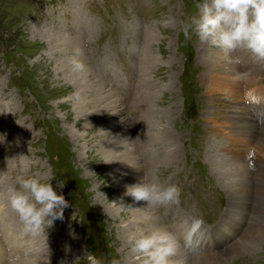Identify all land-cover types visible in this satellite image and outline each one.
I'll use <instances>...</instances> for the list:
<instances>
[{"label": "rangeland", "instance_id": "1", "mask_svg": "<svg viewBox=\"0 0 264 264\" xmlns=\"http://www.w3.org/2000/svg\"><path fill=\"white\" fill-rule=\"evenodd\" d=\"M201 2L0 0V193L17 175L37 174L69 202L46 235L31 234L0 194V264H73L85 252L141 264L128 242L137 229H127V177L134 161L173 159L175 146L176 167L152 174L181 187L180 203L151 210L150 225L158 219L179 237L194 220L204 241L197 251L177 246L176 264H264V134L239 160L225 153L230 137L246 136L231 117L239 107L261 105L264 123V63L242 50L225 58L195 36L185 42L180 22ZM76 49L82 73L70 64ZM212 63L232 69L235 86ZM107 94L123 105L116 117ZM139 122L164 132L154 140L137 131ZM121 127L134 133L132 143L115 136Z\"/></svg>", "mask_w": 264, "mask_h": 264}, {"label": "clouds", "instance_id": "2", "mask_svg": "<svg viewBox=\"0 0 264 264\" xmlns=\"http://www.w3.org/2000/svg\"><path fill=\"white\" fill-rule=\"evenodd\" d=\"M195 7L196 14L188 15L180 22L185 42L195 36L200 42L220 49L225 58L242 50L248 52L254 62L264 63V0H202ZM80 55V50L76 49L70 58L73 72L85 71V64L78 58ZM249 75L242 72L238 78L247 79ZM50 181L45 176L22 173L4 193H0L6 195L26 233L43 232L46 235L56 220L64 219L69 202L63 194H57ZM181 193V187L170 180L161 181L156 175L151 178L144 175L139 182L127 185L124 195L136 202L146 201L148 207L155 208L169 203L179 204ZM128 242L141 264H176L173 257L177 241L170 231L137 229L129 235ZM82 258L87 264H122L118 258L105 259L91 252L77 257L73 264ZM61 264H67V261H61Z\"/></svg>", "mask_w": 264, "mask_h": 264}, {"label": "bare ground", "instance_id": "3", "mask_svg": "<svg viewBox=\"0 0 264 264\" xmlns=\"http://www.w3.org/2000/svg\"><path fill=\"white\" fill-rule=\"evenodd\" d=\"M213 64V67H212V71H214V75H216V73L217 72H220L221 71V78H219V79H221V80H223V81H230V84L231 85H233V86H235V84H236V81H231L230 79H232L231 77H232V75L234 74V71L232 70V69H227V67H225V66H222L221 64H219V63H216L218 66L216 67L215 66V64L214 63H212ZM148 76V75H147ZM235 77H236V75H235ZM236 79V78H235ZM220 80V81H221ZM140 81V80H139ZM214 82V81H213ZM209 83H211V82H209ZM221 83V82H220ZM224 85V84H223ZM214 85H212V87H213ZM216 86V85H215ZM211 87V86H210ZM220 86H218V88H219ZM230 87V86H229ZM234 88V87H233ZM215 89V88H214ZM214 89L212 90V91H214ZM228 89V88H227ZM227 89L225 90V91H227ZM231 89H232V87H231ZM218 90V89H217ZM236 89L234 88V91H235ZM211 91V92H212ZM239 91V90H238ZM228 93H230V92H228ZM237 93V92H236ZM112 94V93H111ZM111 94H107L106 96H101L102 97V99H110L111 101H108V100H106V101H108L110 104H111V109H110V111L111 112H109V113H111L110 115L112 116V115H114L115 117L117 116V114L119 113V110H118V108L122 105L121 103H119L120 101L118 100V98H117V96H113V95H111ZM156 94V93H155ZM115 95V94H114ZM150 102V101H149ZM109 103H108V105H109ZM258 103V102H257ZM88 103H85L84 105H87ZM123 106V105H122ZM238 106V105H237ZM235 107V106H234ZM106 108V107H105ZM108 108V107H107ZM110 108V107H109ZM262 108V106L261 105H252V106H250L249 108H243V106H242V108H240L239 107V111H236L237 113H233L232 115H231V117H232V119H234L235 120V122H236V124H237V126H238V131H241L243 134H245L246 136H245V138L243 139V140H235V138H232V137H230L229 138V140H227L226 141V147L225 148H227V152H225V153H228L229 154V157L230 158H233V159H235V160H239V159H241L240 157L242 156H244L243 154H244V151L246 150V148L247 147H243V146H245V145H247L248 143L250 144V142H252L253 141V139H256V138H258L259 139V137L261 136V134L263 133L264 134V123H263V120L261 121V119H260V117L258 116V114H257V112L260 110ZM109 110V109H108ZM156 110V109H155ZM237 110V109H236ZM165 111V110H164ZM234 111V110H233ZM87 112V111H86ZM91 113V112H90ZM89 113V114H90ZM85 114H87V113H85ZM88 114V115H89ZM153 114V113H152ZM259 115H264V111H263V113H259ZM160 116V115H159ZM172 116V115H171ZM104 117V116H103ZM142 117V116H141ZM151 117V116H150ZM108 119H110V118H108ZM123 119V118H122ZM150 119V118H149ZM152 120H154V119H152ZM165 120V119H164ZM110 121V120H109ZM120 120H118V122H119ZM121 122V121H120ZM149 122V121H148ZM153 122V121H152ZM163 122V121H162ZM261 123V124H260ZM147 124H150V123H147ZM155 126H156V124H154ZM168 125V124H167ZM166 125V127H168ZM116 126H118V125H116ZM135 126V125H134ZM137 126V125H136ZM135 126V127H136ZM157 126H158V124H157ZM156 126V127H157ZM160 126V125H159ZM122 128V127H121ZM219 128V127H218ZM115 129H117V128H115ZM119 129V128H118ZM133 129V128H132ZM162 128L161 127H159V128H157L153 133H151L150 132V129H149V126L147 127V128H144V126H143V122H139V125H138V128H137V131L138 132H140L141 134H145V135H147L148 134V136H149V133L152 135V137H154V140H155V137H158V136H160L163 132H164V130H163V132L162 131H160ZM166 130V129H165ZM167 130H169V127L167 128ZM172 131V130H171ZM221 131H222V129H221ZM214 132V131H213ZM115 134V133H114ZM113 134V135H114ZM132 134H134L133 132H132ZM132 134H131V132H130V129H127V128H122L121 129V131L117 134V135H115V136H118V137H121V139H122V141L123 142H126V144L128 143V144H130V143H132V141H133V136H132ZM237 134V133H236ZM259 136H258V135ZM167 135H168V133H167ZM231 135V134H230ZM138 136V138H140L139 137V135H137ZM147 136V137H148ZM168 136H170V135H168ZM236 136V135H235ZM238 136V135H237ZM143 137V136H142ZM161 137V136H160ZM159 137V138H160ZM226 135H225V139H226ZM115 138V137H114ZM124 138V139H123ZM170 138V137H169ZM129 139L131 140V141H129ZM161 139V138H160ZM167 139V138H166ZM154 140H152L151 142H153ZM174 140V139H173ZM157 141V140H156ZM160 141V140H159ZM159 141H157V143L159 142ZM162 141L163 140H161V143H162ZM175 141V140H174ZM225 141V140H224ZM115 142H116V140H115ZM148 142H150L149 140H148ZM150 142V143H151ZM173 142V141H172ZM214 142V141H213ZM212 142V143H213ZM120 143H122V142H120ZM138 143H140V142H138ZM142 143V142H141ZM211 143V144H212ZM148 144V143H147ZM166 144V143H165ZM171 144V143H170ZM236 144L237 146L239 145L240 147H235L234 145ZM125 145V144H124ZM224 145V144H223ZM122 146H123V144H122ZM162 146H164V145H162ZM220 146V145H219ZM118 147V146H117ZM214 147V146H213ZM136 148V147H135ZM149 148H150V146H149ZM137 149V148H136ZM135 149V150H136ZM203 149V148H202ZM219 149H221L220 147H219ZM204 150V149H203ZM217 150V149H216ZM244 150V151H243ZM149 151V150H148ZM125 152H126V150H125ZM129 152V151H128ZM128 152H127V155H128ZM153 152H154V150H153ZM168 156L169 155H171V157H172V155L174 154V156H177V147L175 146V147H172V148H169L168 147ZM190 153V152H189ZM122 154H124V152L122 153ZM130 154V153H129ZM141 154V153H140ZM145 154V153H144ZM144 154H142V155H144ZM146 154L148 155V153H147V151H146ZM151 154V153H150ZM154 154V153H153ZM153 154H151L152 156H154ZM157 154V153H156ZM125 155V154H124ZM150 155V156H151ZM193 155V154H192ZM157 156V155H156ZM155 156V157H156ZM167 155H165V157H166ZM174 156H173V159H168V161L167 162H164V161H162V160H160V159H155V158H153V159H155L154 160V162H153V160H152V162H143L142 163V161H134L133 162V164H132V167L130 168V174L128 175V177H127V180L129 181V183H128V185H132V184H135V183H137V182H139L140 180H141V178H142V176H144V175H147L149 178H151L152 176H153V174H152V172H153V169H155V168H160L161 169V171L158 173L159 175H160V177H164L165 175H167V174H169V172H171L170 171V168H172V166L174 165L175 167H176V165H177V161H179V159L177 158H174ZM125 158V157H124ZM140 158V157H139ZM150 158H152V157H150ZM149 158V159H150ZM156 158H158V157H156ZM136 159V158H135ZM141 159H143V158H140V160ZM146 159V158H145ZM165 161H166V159H164ZM161 161V162H160ZM121 162V161H120ZM248 165H250L251 166V163H248ZM174 167V168H175ZM178 168V167H177ZM251 169H253V166H252V168H250V170ZM178 170V169H177ZM253 171H256L255 169L253 170ZM126 173V172H125ZM126 174H128V173H126ZM158 174H156V175H158ZM173 174H174V172H173ZM125 175V174H124ZM158 175V176H159ZM170 177V176H169ZM168 177V178H169ZM127 181V182H128ZM175 183V182H174ZM130 198V197H129ZM130 201H131V203H132V208H131V211H132V215H133V218H132V224H130V226H129V228H127V229H129V230H131V228L132 229H143V227H142V225H144L147 221L148 222H150V220H151V218L152 217H154V216H152L151 214H152V212H151V210H154V209H156V207L155 208H151V207H148V205H147V202L146 201H139V202H136V201H134L133 200V198L131 197V199H129ZM163 207H164V205H162ZM162 206H159V207H157V210H159V208H161ZM129 207H130V205H129ZM130 211V210H129ZM154 215H156V214H154ZM157 216V215H156ZM165 217V216H164ZM134 220V221H133ZM163 220H165V219H163ZM138 221V223H136ZM159 222L160 221H158V219H155L154 218V221L152 222V225H153V229H155V228H158L159 227ZM151 224V222L149 223V225ZM152 225H150L151 226V228H150V226H149V229H150V231L151 230H153L152 229ZM147 230H148V228H147ZM202 231H201V228H200V226H199V224H198V222H196V221H190L189 222V224L187 225V227L182 231V233H179V237H176V240H177V242H178V245L177 246H182V247H187V249H185V250H187V251H197V250H201L202 249V247H203V243H204V241H202ZM130 234H128V236H129ZM11 238V237H10ZM6 244L9 246V247H12V245L13 244H10V240L7 238V241H6ZM17 246V245H16ZM8 247V248H9ZM19 247V246H18ZM178 248V247H177ZM12 250H15L14 248H12ZM131 259V258H130ZM174 259V258H173ZM134 260H129V262H128V264H134ZM135 264H136V262H135Z\"/></svg>", "mask_w": 264, "mask_h": 264}]
</instances>
